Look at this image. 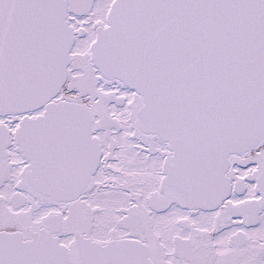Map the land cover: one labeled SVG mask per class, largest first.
Wrapping results in <instances>:
<instances>
[{
	"label": "snow or ice",
	"instance_id": "6c2138e0",
	"mask_svg": "<svg viewBox=\"0 0 264 264\" xmlns=\"http://www.w3.org/2000/svg\"><path fill=\"white\" fill-rule=\"evenodd\" d=\"M0 264H264V0H0Z\"/></svg>",
	"mask_w": 264,
	"mask_h": 264
}]
</instances>
